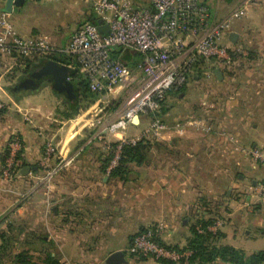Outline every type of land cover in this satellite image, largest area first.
I'll return each mask as SVG.
<instances>
[{
    "label": "crops",
    "instance_id": "0c3cea01",
    "mask_svg": "<svg viewBox=\"0 0 264 264\" xmlns=\"http://www.w3.org/2000/svg\"><path fill=\"white\" fill-rule=\"evenodd\" d=\"M74 1L83 6V13L86 8L84 5L91 4L90 0ZM74 1L71 0L73 3ZM132 1L137 7L150 6V0ZM30 2L32 0H24L22 5H14L11 11H7L4 8V0H0V21L5 17L15 32L24 34L21 31L24 29L21 27L24 22L18 19V14ZM204 2L211 6V11L218 17L238 5L245 6V13L232 22L228 38L246 49L247 55L243 56L246 58L243 60L244 68L258 71L264 76V0ZM90 13L91 17L96 15L92 9L87 16ZM91 17L82 22L90 20ZM2 30L3 26L0 25V32ZM73 30L69 31L67 40L60 44L65 45L68 42ZM234 33L235 37L232 35ZM121 51L127 55L125 59L122 58L124 61L132 60L133 63L137 59V53L132 49ZM236 61L231 65L237 63ZM26 63L19 57L0 52V89L3 90L1 87L4 82L10 84L11 81L13 83L8 87L13 89L21 79L31 74ZM260 83L264 85V77ZM50 85L49 82H42L37 86L40 88H26L22 94H18V100L10 98L5 101L6 105L0 111V213L16 204V199L18 208L23 209L22 197L19 195V198H16L17 194L27 191L33 181L41 184L44 168L55 164L54 157L46 162L42 161L43 144L51 138L55 143L56 154L71 159L69 167L57 174L50 185L51 209L59 223H76L70 220L75 213L83 214V217H79L81 221L87 220L90 214L100 213V209L106 208L107 212L114 216V223H117L124 210L130 208L136 222H161L165 226L160 238L163 242L186 243L191 236L193 213L200 212L203 216L210 217L221 212L226 221L220 227L218 243L233 245L246 254L264 249L246 244L248 240L258 243L264 238V198L256 193L253 187L264 181V163L253 162V159L238 148V145H256L254 140L259 142L257 145L264 146V126L261 128L260 124L250 123L248 117H242L243 120L240 121L232 113L225 117L228 120L225 128L208 124L207 132L188 127L186 122L185 126L183 124L178 129L176 126H169L162 134L163 145L169 151L165 153L164 160L129 162L135 169L131 172L130 183L126 184L129 188L123 190V180L105 171L108 151L101 140L92 138L91 129L85 126L88 118H80L84 121L81 125L73 121L65 128L56 123L57 126L46 127L48 122L50 125L52 120H58V116H51L50 112L39 109L42 104H37L45 97ZM229 97L235 98L234 95ZM213 103L210 101L208 104ZM259 111V117L263 116L264 107ZM250 112L255 114V111ZM15 134L21 145L16 151V156L22 163L17 177L10 181L1 171L9 155V142ZM233 137L237 142H234ZM170 151L176 152V156ZM26 164L30 165L31 169L24 173L22 168ZM40 184L38 187L42 186ZM43 198L41 200H44ZM60 215L66 217L61 216L60 220ZM57 228H60L59 225ZM113 229L114 227H110L111 232ZM116 249L124 248L117 245L110 251ZM62 259L72 260L67 256ZM126 259L122 264H131L130 257L126 256Z\"/></svg>",
    "mask_w": 264,
    "mask_h": 264
},
{
    "label": "rangeland",
    "instance_id": "374dc122",
    "mask_svg": "<svg viewBox=\"0 0 264 264\" xmlns=\"http://www.w3.org/2000/svg\"><path fill=\"white\" fill-rule=\"evenodd\" d=\"M81 7L83 6H80L79 2L74 1L73 3L71 0H37L36 2L32 0L18 14V19L24 22L23 26H21L24 27V29H21L24 34L17 31L16 33L26 37L47 35L50 45L57 48L64 46V44L60 43L67 40L69 31L73 30L82 20L91 17V13L87 16L92 9L91 4L84 5V8L86 7L84 9L85 13L81 12ZM209 8L212 10L211 6ZM59 53H61L60 50H53V52H49L46 55ZM15 56L18 57L17 55ZM37 57L38 55L28 56L32 60L37 59ZM202 59L198 58L183 87L173 89L166 94L160 113H158L161 119L169 126L180 124L185 126L186 122V126L198 128V130L201 129L200 125L202 123L225 128L228 125V120L225 117L232 113L236 116V119L242 121V117H248L247 120L250 123L260 124L262 128L264 126V115L259 117V110L264 107V85H260V81L264 76L259 74L258 71L247 69V67L244 68L243 60L245 61L246 58H242V55L236 61L237 63L224 65L221 69L213 67L210 62H204ZM216 69L220 71V75L217 74ZM12 83V81L10 84H5L4 82L3 86L1 84V88H3V90L0 89L1 110L6 105L5 101L10 98H17L18 100V96H20L18 94H22V91L15 93L12 88L9 89L8 86ZM40 86L36 87L40 88ZM36 87L32 89H36ZM74 88L73 86L71 94L67 95L62 91L55 90L50 85L45 97L41 101H37V104H42L39 109L50 112L53 117L58 116V120H52L50 125V122H48L46 127L50 128L51 125H59L65 128L73 121L75 124L81 125L84 121L80 118H88L89 120L85 126L91 129L90 134L93 135V139L100 140L94 135L98 121L99 119L113 116L116 107L123 100L125 90L89 91L87 94L79 93L78 95L77 90ZM230 95H234L235 98H230ZM203 100L204 102L202 103ZM210 101L214 103L208 104ZM250 111H255V114ZM151 115L152 113L142 114L139 119L130 123L123 132H117L115 135L137 136L140 129L149 121ZM69 116L71 117L68 118ZM188 120H197L201 124H194ZM136 128L138 129L135 130ZM201 130L207 132L206 130ZM14 136H17V134ZM47 141H51L55 145L53 139L48 138L43 144L44 149ZM162 141V138H152L143 142L144 148L148 146L142 152L144 161L162 162L164 160L166 157L165 153L169 151L166 150ZM255 141L257 144L259 143L257 140ZM170 152L176 156V152ZM56 153H52L50 158L54 157L55 164L60 162V167L51 173L48 171L53 166L44 168L45 172L41 184L33 181L27 191L17 194L16 198H19V195L22 197L23 209L20 210L18 208V200L16 199V204H12L8 209H5L4 213H0V264H27V262L32 261L49 264L48 256H53L65 264H105V256L117 245L124 248L126 256L130 257L131 264H161L151 254H135L127 250L134 234L143 228L149 226L157 227L159 231L158 237L161 238L162 228L164 229L165 227L161 222L146 224L136 222V217L130 208L124 210L121 219H117V223H114L112 220L114 216L107 212V208L104 210L100 209V213L90 214L89 219L83 221L79 219L80 216L83 217V214H72L70 220L76 221L74 224L68 225L58 222L56 215L51 209L50 185L57 174L69 167L71 161L65 163L66 160L64 159H67V157ZM127 165L126 170L117 176L120 180H123L122 184L125 186L123 190L129 188V186L126 187V184L130 183L131 172L135 169L133 164L128 162ZM17 175L18 172L13 174L10 181H13ZM39 184L42 186L38 187ZM249 184H251L250 181ZM42 197H44V200H41ZM215 214L214 218L222 217L225 223L226 218L221 212ZM61 216L66 217L65 215H60L59 219ZM202 216L200 212L193 213V221ZM62 221H64V218H62ZM58 225L60 228H57ZM110 227H114L115 230L113 229L111 232ZM166 244L171 245L167 247L179 251L188 249L184 247L186 243ZM246 244L251 247H264V238L258 243L248 240ZM175 245L178 248H175ZM63 256H67L72 260H63ZM181 258H187V256ZM178 260L180 258L176 261ZM179 264L200 263L184 262Z\"/></svg>",
    "mask_w": 264,
    "mask_h": 264
},
{
    "label": "built area",
    "instance_id": "2783aa9c",
    "mask_svg": "<svg viewBox=\"0 0 264 264\" xmlns=\"http://www.w3.org/2000/svg\"><path fill=\"white\" fill-rule=\"evenodd\" d=\"M90 3L97 20L101 21L80 23L68 42L58 48L48 43L47 35L26 37L16 33L3 17L0 21L3 26L0 52L25 58L46 56L53 50H60L76 61L92 91L125 90L113 116L99 119L94 132L109 153L105 171L110 173L119 162L124 143H134L142 138H162L169 125L158 115L160 101L168 90L178 89L186 83L198 58L210 62L213 67H223L232 64L236 54L247 55L241 44L228 38L232 22L245 13V6L238 5L218 17L204 0H150V6L138 7L132 0H90ZM103 23L107 24V31L98 28ZM115 48L132 49L138 57L129 64L120 55L113 54ZM147 113L152 115L137 136L115 135ZM189 122L201 124L197 120ZM182 126L180 124L176 128ZM200 128L207 130L209 125L202 123ZM232 139L237 142L236 138ZM18 147L19 138L14 136L9 142V155L1 171L7 178L19 172ZM238 148L254 161L264 163V146L238 145ZM55 152V145L47 141L42 161L46 162ZM64 160L66 163L71 159ZM59 167L60 162L48 172ZM253 187L264 198V181ZM223 223L224 219L218 217L205 227L200 223L195 227L199 232L207 229L214 233ZM158 236L157 227H145L134 234L127 250L173 260L191 253V249L179 251L167 247L159 242Z\"/></svg>",
    "mask_w": 264,
    "mask_h": 264
},
{
    "label": "trees",
    "instance_id": "16d2710c",
    "mask_svg": "<svg viewBox=\"0 0 264 264\" xmlns=\"http://www.w3.org/2000/svg\"><path fill=\"white\" fill-rule=\"evenodd\" d=\"M90 20L97 21V16L94 15L91 17ZM121 48H115L113 50L114 55H120L121 58L127 56L125 53L121 51ZM129 55V54H128ZM15 56V55H14ZM236 56V57H235ZM234 56L233 62L240 58V55L236 54ZM138 57V54H137ZM20 58V57H19ZM49 58H54L65 63L69 70H68V79L70 83L75 87L74 89L77 90V94H87L89 91H92L89 88L88 81L84 77V75L79 71L76 61L69 55H66L61 52V54H50L46 56H38L37 59H29L28 57L20 58L22 61H26L27 68H29V72L32 73L34 69L41 63L45 62ZM127 60V59H126ZM204 62L205 60L202 59ZM135 60L133 61V63ZM132 64V60L128 62ZM197 63V62H196ZM195 63V64H196ZM182 85L181 87H183ZM180 87V88H181ZM73 90V89H72ZM173 89H170L166 92V94ZM166 96V95H165ZM164 96V97H165ZM164 99V98H163ZM163 99L160 101V109L162 108ZM1 110V109H0ZM160 113V110L158 111ZM145 140H150L149 138H142L134 143H124L122 146L121 157L119 159L118 164L110 171V175H121L124 170L127 168L128 162L135 161L136 163H141L144 161V155L142 154L143 150L147 149L144 148L145 145L143 142ZM109 155H107L108 161ZM214 216L210 217H198L193 221L191 224V236L187 239L185 248L191 249V253L187 256V258H180V260L176 261L169 258H159L158 261L161 264H179V263H200V264H264V249L258 250L256 252H252L250 254H246L242 249L237 248L233 245L229 244H222L218 243L217 240L220 236V229L216 232H211L205 229L203 232H199L196 229V224L200 223L204 227L207 223L212 221ZM159 242L162 244L168 245L164 243L160 238ZM178 248L177 245L174 246ZM47 260L49 264H65L58 260L53 256H48ZM27 264H42L39 262H27Z\"/></svg>",
    "mask_w": 264,
    "mask_h": 264
},
{
    "label": "water",
    "instance_id": "95a60500",
    "mask_svg": "<svg viewBox=\"0 0 264 264\" xmlns=\"http://www.w3.org/2000/svg\"><path fill=\"white\" fill-rule=\"evenodd\" d=\"M5 6L4 8L7 11H11L12 7L14 5H22L24 3V0H4ZM101 19L97 20V22H100ZM98 28L101 31H107L108 26L106 23L99 24ZM233 37L236 36V33L232 34ZM218 69V68H217ZM216 69V70H217ZM68 66L56 59L49 58L45 62L39 64L35 69L34 73L32 75V82L34 80H40L41 78L48 80V82L52 85V87L55 90H59L64 92L65 90L71 91L72 84L70 83V80L68 79ZM218 75H220V71H216ZM42 81V80H40ZM39 85V84H38ZM37 85V86H38ZM31 169V166L26 164L22 168V172H27ZM106 262L108 264H122L127 261L126 259V252L123 249H116L114 251H111L107 257Z\"/></svg>",
    "mask_w": 264,
    "mask_h": 264
},
{
    "label": "flooded vegetation",
    "instance_id": "af4514ba",
    "mask_svg": "<svg viewBox=\"0 0 264 264\" xmlns=\"http://www.w3.org/2000/svg\"><path fill=\"white\" fill-rule=\"evenodd\" d=\"M34 72H32L31 74H29L27 77H24L25 79H21L19 81V84L13 87V91L14 92H21L23 90L30 89V88H34L36 87L38 84H41L42 82H48L47 78L43 79L41 78L40 80L42 81H38V80H34V82H32V75ZM64 93H66L67 95L71 94V91L69 90H65Z\"/></svg>",
    "mask_w": 264,
    "mask_h": 264
}]
</instances>
